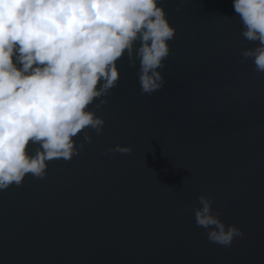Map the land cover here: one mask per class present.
Here are the masks:
<instances>
[{
	"label": "water",
	"instance_id": "1",
	"mask_svg": "<svg viewBox=\"0 0 264 264\" xmlns=\"http://www.w3.org/2000/svg\"><path fill=\"white\" fill-rule=\"evenodd\" d=\"M162 3L164 87L142 93L139 62L118 61L103 134L0 190V264H264V73L241 57L256 45L233 0ZM117 144L132 151L105 154ZM201 194L243 230L231 247L197 226Z\"/></svg>",
	"mask_w": 264,
	"mask_h": 264
},
{
	"label": "clouds",
	"instance_id": "2",
	"mask_svg": "<svg viewBox=\"0 0 264 264\" xmlns=\"http://www.w3.org/2000/svg\"><path fill=\"white\" fill-rule=\"evenodd\" d=\"M233 9L256 45L241 57L264 73V0H233ZM176 31L162 0H0V190L28 174L44 178L54 158L70 160L91 143L86 129L103 134L97 109L120 81L123 56L130 67L139 62L142 93L163 88ZM131 151L117 144L105 154ZM214 200L198 197L196 224L210 242L231 247L244 232L221 219Z\"/></svg>",
	"mask_w": 264,
	"mask_h": 264
}]
</instances>
